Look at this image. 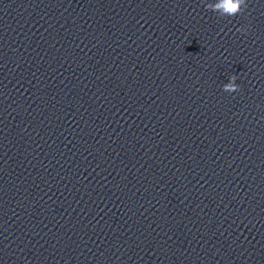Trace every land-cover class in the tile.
Segmentation results:
<instances>
[{"label": "clouds", "instance_id": "1", "mask_svg": "<svg viewBox=\"0 0 264 264\" xmlns=\"http://www.w3.org/2000/svg\"><path fill=\"white\" fill-rule=\"evenodd\" d=\"M244 3V0H221L220 4L215 5V8H222L224 13L229 17H235L241 13V4ZM207 7V5H206ZM247 8V4H245V9ZM238 31H243V29H238ZM233 81H235L236 77H231ZM227 89H231L233 91H238L240 86L235 83H231L226 86Z\"/></svg>", "mask_w": 264, "mask_h": 264}]
</instances>
